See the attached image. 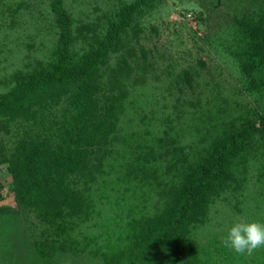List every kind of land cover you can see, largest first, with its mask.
Listing matches in <instances>:
<instances>
[{
    "label": "rangeland",
    "instance_id": "obj_1",
    "mask_svg": "<svg viewBox=\"0 0 264 264\" xmlns=\"http://www.w3.org/2000/svg\"><path fill=\"white\" fill-rule=\"evenodd\" d=\"M133 1L64 0L77 51L98 43ZM140 11V33L130 36L134 53L126 54L125 34L106 72L126 93L127 56L139 81L89 186V217L58 229L61 222L24 203L9 164L1 163L0 264H105L170 213L183 172L218 138L264 123V67L249 74L243 66L251 31L264 26V0H154ZM57 35L51 0H0V92L48 64ZM1 137L5 147L13 141ZM238 221L264 223L262 134L241 150L232 177L208 192L188 228L185 242L198 264H264V247L241 255L223 246Z\"/></svg>",
    "mask_w": 264,
    "mask_h": 264
},
{
    "label": "trees",
    "instance_id": "obj_2",
    "mask_svg": "<svg viewBox=\"0 0 264 264\" xmlns=\"http://www.w3.org/2000/svg\"><path fill=\"white\" fill-rule=\"evenodd\" d=\"M153 1L126 3L98 43L77 51L72 15L64 0H51L58 34L54 58L0 92V164H9L24 203H34L43 217L61 222L58 229H67L74 217L90 215L89 186L117 139L124 98L127 112L132 85L139 81L126 56V93L116 86L106 76L110 57L125 34L126 54L134 53L131 33L137 38L140 10ZM243 66L249 74L264 67V26L251 31ZM7 134L13 141L5 147L1 135ZM260 134L264 123H249L218 138L183 172L170 213L149 223L105 264L125 259L129 264H198L196 249L185 242L188 228L204 208L208 192L232 177L236 157Z\"/></svg>",
    "mask_w": 264,
    "mask_h": 264
},
{
    "label": "clouds",
    "instance_id": "obj_3",
    "mask_svg": "<svg viewBox=\"0 0 264 264\" xmlns=\"http://www.w3.org/2000/svg\"><path fill=\"white\" fill-rule=\"evenodd\" d=\"M222 244L237 254L250 255L254 250L264 247V223L238 221L229 228Z\"/></svg>",
    "mask_w": 264,
    "mask_h": 264
}]
</instances>
